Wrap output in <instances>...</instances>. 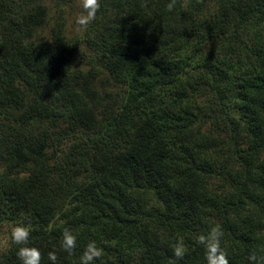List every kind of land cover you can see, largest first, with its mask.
<instances>
[{
	"label": "trees",
	"instance_id": "16d2710c",
	"mask_svg": "<svg viewBox=\"0 0 264 264\" xmlns=\"http://www.w3.org/2000/svg\"><path fill=\"white\" fill-rule=\"evenodd\" d=\"M45 1L0 0V225L29 226L40 264L90 240L95 264H206L216 225L230 264L264 258V0H100L87 55L62 16L41 39Z\"/></svg>",
	"mask_w": 264,
	"mask_h": 264
},
{
	"label": "clouds",
	"instance_id": "9594fccd",
	"mask_svg": "<svg viewBox=\"0 0 264 264\" xmlns=\"http://www.w3.org/2000/svg\"><path fill=\"white\" fill-rule=\"evenodd\" d=\"M176 0H170L167 5L169 11L175 5ZM81 11L75 17V23L81 28H86L95 21L97 12L100 8V0H79ZM11 243L17 245L16 256L21 264H40L41 251L35 246H30L31 228L23 222H12L9 225ZM223 232L219 225L211 227L206 234H200L197 243L204 248V259L206 264H230L228 254L221 247ZM61 248L63 251L72 255L77 247V236L69 228H65L61 236ZM171 250L177 259H182L186 254V247L182 238H177L171 245ZM103 256V249L98 246L95 240H90L83 248L80 256V264H95ZM48 260L51 264H57L56 251L48 253ZM250 264H264V258H258L255 253L248 257ZM2 264V262H0Z\"/></svg>",
	"mask_w": 264,
	"mask_h": 264
},
{
	"label": "rangeland",
	"instance_id": "374dc122",
	"mask_svg": "<svg viewBox=\"0 0 264 264\" xmlns=\"http://www.w3.org/2000/svg\"><path fill=\"white\" fill-rule=\"evenodd\" d=\"M46 4L50 9L51 22L48 27L42 31L40 34L41 39L50 38L51 37V27L56 23L58 16H62L61 20L64 23L63 34L67 41L75 42L79 45L81 53L84 55L89 54L92 51L89 46L87 37L89 36L90 29L87 26L86 28H81L79 25L75 23L76 15L81 11L79 7V0H46ZM89 68V67H88ZM86 68V69H88ZM90 69V68H89ZM111 88L110 86L107 89ZM220 122L211 123V125L218 126ZM221 126H224V123L221 122ZM214 129V128H213ZM4 167L0 162V175L4 171ZM65 222V218L59 217L54 223V226L57 228H63V223ZM11 223H4L0 225V244L3 248H8L10 242V229L9 225ZM131 257L137 256L136 251L130 252ZM119 258L116 256H111L110 260L115 262L114 264H124L118 261ZM109 262V260L107 261ZM113 264V263H112ZM127 264V263H126ZM128 264H136L134 260L129 259Z\"/></svg>",
	"mask_w": 264,
	"mask_h": 264
}]
</instances>
